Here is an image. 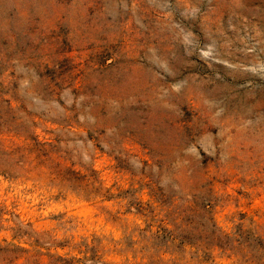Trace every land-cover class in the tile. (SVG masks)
Listing matches in <instances>:
<instances>
[{"label":"rangeland","instance_id":"1","mask_svg":"<svg viewBox=\"0 0 264 264\" xmlns=\"http://www.w3.org/2000/svg\"><path fill=\"white\" fill-rule=\"evenodd\" d=\"M0 264H264V0H0Z\"/></svg>","mask_w":264,"mask_h":264}]
</instances>
